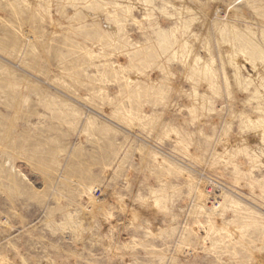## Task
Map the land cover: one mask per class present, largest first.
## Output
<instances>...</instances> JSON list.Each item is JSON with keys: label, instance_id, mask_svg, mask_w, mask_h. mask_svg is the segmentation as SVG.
Instances as JSON below:
<instances>
[{"label": "rangeland", "instance_id": "obj_1", "mask_svg": "<svg viewBox=\"0 0 264 264\" xmlns=\"http://www.w3.org/2000/svg\"><path fill=\"white\" fill-rule=\"evenodd\" d=\"M0 264H264V0H0Z\"/></svg>", "mask_w": 264, "mask_h": 264}, {"label": "bare ground", "instance_id": "obj_2", "mask_svg": "<svg viewBox=\"0 0 264 264\" xmlns=\"http://www.w3.org/2000/svg\"><path fill=\"white\" fill-rule=\"evenodd\" d=\"M228 25L230 27H233V25L230 22L228 23ZM230 63L236 71L239 70L241 65H240L239 60H238V55L234 52L230 54ZM235 80H236V83L239 84L238 74H237V78ZM245 121H246V123L254 124V123H257L259 120H258V118L255 119V118H252L251 116H247V117H245ZM227 144H230V143L227 142ZM153 157H154L155 161H157L160 165L164 166L165 169L174 168V166L169 162V160L165 156L160 155L157 152H154ZM221 158H225V157L221 156ZM162 166H160V167H162ZM175 169L180 175H182V177H184L186 179L188 187L190 189L195 190L197 199L200 200V202L202 203V207L206 210V212H208L209 214L215 213L218 210V204L216 203V204H213L212 206L206 204L207 194L204 191L205 190L204 186L207 183H209L207 181L208 179L207 180L206 179L199 180L194 173H191V172L187 171L186 169H182V168H175ZM89 198H90V202L92 203L91 206H93V207L97 206L98 202L94 199V197L91 196Z\"/></svg>", "mask_w": 264, "mask_h": 264}]
</instances>
